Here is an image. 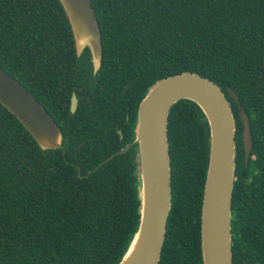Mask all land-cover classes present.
Returning a JSON list of instances; mask_svg holds the SVG:
<instances>
[{"label":"trees","instance_id":"obj_1","mask_svg":"<svg viewBox=\"0 0 264 264\" xmlns=\"http://www.w3.org/2000/svg\"><path fill=\"white\" fill-rule=\"evenodd\" d=\"M91 5L102 42L96 72L90 49L77 53L60 0H0V68L45 106L63 135L62 147L42 148L0 102V264L120 262L141 219L138 145L102 162L135 138L138 106L149 88L185 71L214 81L231 102L233 262L264 264V0ZM229 88L250 119L249 156ZM74 92L79 101L72 112ZM210 135L196 102L182 99L172 106V206L158 264H204L201 216Z\"/></svg>","mask_w":264,"mask_h":264},{"label":"water","instance_id":"obj_2","mask_svg":"<svg viewBox=\"0 0 264 264\" xmlns=\"http://www.w3.org/2000/svg\"><path fill=\"white\" fill-rule=\"evenodd\" d=\"M60 1L74 32L77 53L80 55L88 47L96 72L97 60L99 68L101 66L102 42L91 0ZM229 91L239 105L240 118L244 123V147L249 156L253 146L250 119L237 94L232 88ZM182 99L192 100L201 107L211 133L201 216L203 261L204 264H234L231 221L236 119L222 88L209 78L190 71L159 79L149 88L138 106L135 138L102 162L138 145L141 219L130 247L118 264H158L160 261L172 206L169 114L172 106ZM0 102L16 115L42 148L63 146L61 128L45 106L1 68ZM77 104L78 97L73 93L72 112L76 111ZM119 132L122 136V130Z\"/></svg>","mask_w":264,"mask_h":264},{"label":"clouds","instance_id":"obj_3","mask_svg":"<svg viewBox=\"0 0 264 264\" xmlns=\"http://www.w3.org/2000/svg\"><path fill=\"white\" fill-rule=\"evenodd\" d=\"M98 68H99V60H97L96 62V69L98 70Z\"/></svg>","mask_w":264,"mask_h":264},{"label":"flooded vegetation","instance_id":"obj_4","mask_svg":"<svg viewBox=\"0 0 264 264\" xmlns=\"http://www.w3.org/2000/svg\"><path fill=\"white\" fill-rule=\"evenodd\" d=\"M75 93V92H74ZM73 95V94H72ZM77 95V94H76ZM78 97V96H77ZM71 101H72V97H71ZM78 101H79V99H78ZM77 107H78V104H77ZM70 109H71V103H70ZM77 109V108H76ZM120 130V129H119ZM121 137H123V134H122V136Z\"/></svg>","mask_w":264,"mask_h":264}]
</instances>
